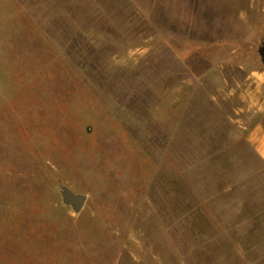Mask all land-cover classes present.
<instances>
[{"label":"rangeland","instance_id":"obj_1","mask_svg":"<svg viewBox=\"0 0 264 264\" xmlns=\"http://www.w3.org/2000/svg\"><path fill=\"white\" fill-rule=\"evenodd\" d=\"M263 47L264 0H0V264H264Z\"/></svg>","mask_w":264,"mask_h":264},{"label":"water","instance_id":"obj_2","mask_svg":"<svg viewBox=\"0 0 264 264\" xmlns=\"http://www.w3.org/2000/svg\"><path fill=\"white\" fill-rule=\"evenodd\" d=\"M261 62L264 64V47L260 50ZM63 201L72 206L75 211H80L85 204L84 196L75 195L71 191L64 189L62 193Z\"/></svg>","mask_w":264,"mask_h":264},{"label":"crops","instance_id":"obj_3","mask_svg":"<svg viewBox=\"0 0 264 264\" xmlns=\"http://www.w3.org/2000/svg\"><path fill=\"white\" fill-rule=\"evenodd\" d=\"M13 88H10V95H9V101L12 102L14 96L13 94ZM9 102V103H10ZM251 142L252 146L255 150V152L258 154L259 158L264 162V132H254L251 136Z\"/></svg>","mask_w":264,"mask_h":264}]
</instances>
